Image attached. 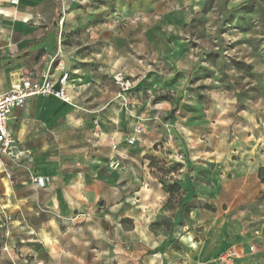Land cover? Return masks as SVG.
<instances>
[{
	"label": "crops",
	"instance_id": "obj_1",
	"mask_svg": "<svg viewBox=\"0 0 264 264\" xmlns=\"http://www.w3.org/2000/svg\"><path fill=\"white\" fill-rule=\"evenodd\" d=\"M159 10L154 0H78L66 13L54 0H0V92L21 78L70 76L68 103L33 97L9 115L7 130L30 158H2L13 176L0 169V219L10 215L12 231L39 222L77 234L81 264H218L236 244L218 211L222 111L176 80V28ZM115 73L132 80L129 92ZM229 168L238 187L256 189L248 159ZM36 176L49 177L45 189Z\"/></svg>",
	"mask_w": 264,
	"mask_h": 264
},
{
	"label": "rangeland",
	"instance_id": "obj_2",
	"mask_svg": "<svg viewBox=\"0 0 264 264\" xmlns=\"http://www.w3.org/2000/svg\"><path fill=\"white\" fill-rule=\"evenodd\" d=\"M154 1L167 9L166 20L176 28L173 37L182 54L173 63L176 80L183 81L187 94L222 111L223 141L217 147L224 152L226 172L218 211L236 244L221 254L238 251L228 264H264V182L259 180L264 178V0ZM206 148L215 145L208 141ZM243 158L257 169L255 190L234 182L229 167ZM174 195L177 199L179 190ZM11 224L8 236L0 226V264H81L79 259L87 258L73 247L77 234L41 228L39 222H32L31 230L21 222L12 231ZM218 257L216 262L225 264Z\"/></svg>",
	"mask_w": 264,
	"mask_h": 264
},
{
	"label": "built area",
	"instance_id": "obj_3",
	"mask_svg": "<svg viewBox=\"0 0 264 264\" xmlns=\"http://www.w3.org/2000/svg\"><path fill=\"white\" fill-rule=\"evenodd\" d=\"M60 4L63 11H67L70 6L75 4L77 0H54ZM11 4H16L17 0H10ZM70 81L69 73L63 71L57 78L47 76L42 80H34L29 78H21L14 82L8 91L0 92V169L3 170L5 178L12 179L13 173L5 168L3 157L8 158L13 164H19L23 160H29L30 152L28 150L18 149L7 130V122L9 115L13 109H19L24 106L26 101L33 97H54L61 102L68 103L69 96L67 94L68 84ZM113 83L117 86L121 93H127L133 88V82L130 78L125 77L121 73H115L112 76ZM178 114V111L176 112ZM138 130V129H136ZM110 148L112 151L117 150V143L114 137H109ZM134 139L128 138L127 145H133ZM107 168L110 171L119 168V162L113 158L109 159ZM32 183L38 189H45L50 183L49 177L36 176L32 178ZM1 228L4 230L5 236L10 233V224L12 217L10 215L1 214ZM239 257L238 251L229 250L218 257V261L228 264L232 260Z\"/></svg>",
	"mask_w": 264,
	"mask_h": 264
},
{
	"label": "trees",
	"instance_id": "obj_4",
	"mask_svg": "<svg viewBox=\"0 0 264 264\" xmlns=\"http://www.w3.org/2000/svg\"><path fill=\"white\" fill-rule=\"evenodd\" d=\"M262 171H263V169L260 168L259 173L262 172ZM259 180H260L261 182H264V178L260 177V175H259ZM165 188H166V190H167L169 193H174L175 190H178V187H177L176 185H172V186L169 185V186H167V187H165Z\"/></svg>",
	"mask_w": 264,
	"mask_h": 264
}]
</instances>
